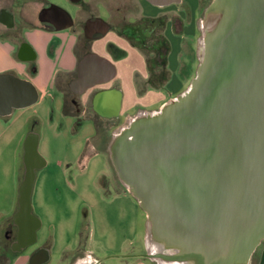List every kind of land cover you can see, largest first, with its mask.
<instances>
[{
    "label": "water",
    "instance_id": "obj_1",
    "mask_svg": "<svg viewBox=\"0 0 264 264\" xmlns=\"http://www.w3.org/2000/svg\"><path fill=\"white\" fill-rule=\"evenodd\" d=\"M148 1L161 7L182 2ZM53 10L66 11L51 4L40 12V22L51 24ZM198 24L199 64L189 86L158 109L127 119L113 133L108 154L146 212V257L250 264L264 241V0H211ZM79 74L93 77L79 87L84 94L112 80L117 69L109 58L89 51ZM6 77L14 83L0 96L1 109L7 103L11 112L38 99L32 83L0 75ZM38 147L32 131L24 142L25 170L13 220L15 252L34 244L41 226L32 196L37 170L47 161Z\"/></svg>",
    "mask_w": 264,
    "mask_h": 264
},
{
    "label": "rangeland",
    "instance_id": "obj_2",
    "mask_svg": "<svg viewBox=\"0 0 264 264\" xmlns=\"http://www.w3.org/2000/svg\"><path fill=\"white\" fill-rule=\"evenodd\" d=\"M14 1L4 0V5L11 7ZM69 2L70 0H21L16 10L21 14L26 11L32 19H37L38 12L44 5L54 3L68 8ZM210 2L211 0H183L166 7L150 2L147 4V14L150 16L166 13L169 17L166 24V38L170 46L169 75L149 81L135 74L138 92L146 90L147 93L151 88L156 90L163 86V91L166 92L164 97L170 98L189 86L199 64L197 49L201 30L198 22ZM139 9L137 2L135 15ZM173 14L182 21L183 27L179 32L175 29L171 16ZM104 17L113 19L107 15ZM111 33L117 46H108L107 52L118 62L119 71L126 77L139 65H143L146 71V64L150 60L144 58L145 52L142 55L139 49L127 45L113 31ZM121 61L124 63H120ZM148 66L158 70L151 61ZM153 90L145 99L140 100L139 107L151 110L161 106V102L154 101ZM138 106L128 112L136 114ZM32 107L33 105L16 110L11 120L19 118L22 111L32 113ZM124 119L101 122L100 139L91 141L86 136L94 134L95 127L87 117L81 121L70 119L65 123L58 118L55 127L46 125L38 130L39 152L47 165L37 170L32 203L41 226L37 231V241L29 245L23 255L29 254L31 257L35 249L46 246L52 257L45 264H159L157 260L144 255L147 252L146 212L123 185L108 154V143L116 129L125 124ZM21 124L19 120L14 123L13 128H9L6 151L0 159L1 262H8L11 258L16 260L22 255L11 249L17 233L13 217L18 199L17 166L20 160L17 155L21 152ZM88 237H91V242ZM76 247L79 250H75ZM263 247L264 241L254 252L250 264L257 263L259 251ZM97 260L100 262L96 263ZM26 264H30L29 258Z\"/></svg>",
    "mask_w": 264,
    "mask_h": 264
},
{
    "label": "crops",
    "instance_id": "obj_3",
    "mask_svg": "<svg viewBox=\"0 0 264 264\" xmlns=\"http://www.w3.org/2000/svg\"><path fill=\"white\" fill-rule=\"evenodd\" d=\"M6 6L4 5V0H0V10ZM30 16L27 15L26 11L16 16V20L22 18L20 23L22 25L21 29L14 26L15 19H13L12 25L0 19V75L9 73L29 81L39 95L34 103L14 108L11 112H7L9 107L7 103L2 105V109L0 107V159L3 158L4 151H6L5 145L10 135L9 128H13L14 123L19 120L22 122L19 137V151L21 150V152L17 155V158L20 160L17 166V175L19 177L18 188L25 170L23 159L24 142L30 132L33 131L38 134V130L46 125L53 128L58 123V118L65 123L70 119L81 121L87 117L89 121L93 122L95 133L89 134L86 136V139L89 141L95 138L100 139L101 122H117L122 118H125L124 120L127 121L131 115H135V113H129V109L137 107L140 100L145 99V96L154 89L151 88L152 90L144 94L138 92L135 71L139 69L144 72L143 65L133 68L127 77L119 71L120 66L118 62L107 52L108 46H117L110 32L105 37L100 38V41H96L86 53L93 51L104 57L106 56L113 63L115 62L118 66V68L116 66V76L106 83L98 84L88 89L77 98L78 102L74 103V106H70V114L65 113V100L67 99L68 102H71L72 93L81 94L79 87L86 85L93 77L92 75L81 76L79 74V58L73 34L65 28L57 29L54 25L40 23L37 19H32ZM120 63L124 62L121 61ZM89 68V70L92 69L91 71L95 69L93 65ZM77 79L80 83L78 85L73 83V80ZM13 83L14 80L10 77L1 78L0 96L5 93L3 91L6 86ZM163 90V87L153 90V93L155 92L153 96L154 101L161 102V105L176 96L173 95L170 98H165L166 92ZM32 105V113L26 112L27 110L22 111L19 118L11 120V116L16 110ZM38 136L40 138L39 134ZM17 208L18 199L15 213ZM88 241L91 242V237H88ZM25 249L20 251L22 255L12 264H26L28 258L30 260L29 254L23 255ZM47 251L49 259H51L52 255L49 250ZM88 251L94 256L92 250L88 249ZM91 255H88V257ZM95 258L98 259L97 257ZM137 264L146 263L139 262ZM256 264H264V247L259 251Z\"/></svg>",
    "mask_w": 264,
    "mask_h": 264
},
{
    "label": "flooded vegetation",
    "instance_id": "obj_4",
    "mask_svg": "<svg viewBox=\"0 0 264 264\" xmlns=\"http://www.w3.org/2000/svg\"><path fill=\"white\" fill-rule=\"evenodd\" d=\"M19 2L20 0H15L11 7H3L0 10V19H3L7 24L13 23L7 14L9 12L14 15V26L21 29L22 25H20V23L22 18L16 20V16L21 14L16 10ZM137 2L140 5V9L139 11L137 10V15H135L134 11L137 9ZM148 3V0H70L69 7H63L66 10L65 13L59 10H53L51 12V25H65V29L74 35L79 63L87 50L90 49L96 41H100V38L105 37L108 33L113 31L116 36L125 41L127 45L139 49L142 55L145 52L144 54L146 56L144 55V58L150 60L158 69L156 70L153 67L150 69V66H148L150 65L149 61V64H146V71L142 72L136 70V75H140L149 81L163 79L169 75L168 53L170 46L166 38V24L169 17L166 13L150 16L147 14ZM51 4L54 3H48L41 7L37 15V20L39 22L40 12L44 7H48ZM105 15L111 16L113 19L108 20L104 17ZM171 16L175 29L179 32L183 27L182 21L178 16H175V14ZM102 19L106 20L107 23L104 24ZM105 26H107L108 29H106ZM81 95L82 94L72 93L70 98L71 102L67 101L68 106H74V103L78 102L77 98ZM141 110L147 109L139 107L137 113ZM16 240L17 233L15 239L11 243L12 250L13 242ZM76 249L79 250L78 247H76L75 250ZM47 250L49 249L46 246L35 249L31 254L30 264H36V261H39L40 264H45L49 260L45 259Z\"/></svg>",
    "mask_w": 264,
    "mask_h": 264
},
{
    "label": "trees",
    "instance_id": "obj_5",
    "mask_svg": "<svg viewBox=\"0 0 264 264\" xmlns=\"http://www.w3.org/2000/svg\"><path fill=\"white\" fill-rule=\"evenodd\" d=\"M145 92H146V90H143V91H141L139 93L140 94H144ZM64 112L67 113V114H70V106H68L67 99L64 102ZM14 261H15V259L11 258L8 262H1L0 261V264H12Z\"/></svg>",
    "mask_w": 264,
    "mask_h": 264
},
{
    "label": "bare ground",
    "instance_id": "obj_6",
    "mask_svg": "<svg viewBox=\"0 0 264 264\" xmlns=\"http://www.w3.org/2000/svg\"><path fill=\"white\" fill-rule=\"evenodd\" d=\"M150 244V243H149ZM158 250V247L157 245H154L153 246V251H157ZM91 258V256H90ZM156 260L158 261V263L160 264H181L180 262L178 261H170V260H165V259H161V258H156Z\"/></svg>",
    "mask_w": 264,
    "mask_h": 264
}]
</instances>
